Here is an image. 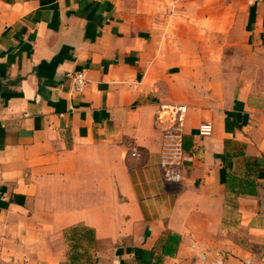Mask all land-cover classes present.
I'll return each mask as SVG.
<instances>
[{"label":"crops","instance_id":"obj_1","mask_svg":"<svg viewBox=\"0 0 264 264\" xmlns=\"http://www.w3.org/2000/svg\"><path fill=\"white\" fill-rule=\"evenodd\" d=\"M0 264H264V0H0Z\"/></svg>","mask_w":264,"mask_h":264},{"label":"built area","instance_id":"obj_2","mask_svg":"<svg viewBox=\"0 0 264 264\" xmlns=\"http://www.w3.org/2000/svg\"><path fill=\"white\" fill-rule=\"evenodd\" d=\"M75 87L82 90L86 79L82 72L74 76ZM163 115L159 116L168 122L163 132V148L161 154V168L167 180L179 181L182 178V165L185 158L184 128L187 106L185 104L164 105ZM213 132L211 122H204L198 127L201 136H209Z\"/></svg>","mask_w":264,"mask_h":264}]
</instances>
